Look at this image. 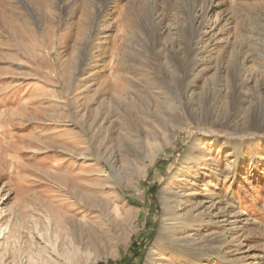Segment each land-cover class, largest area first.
<instances>
[{"label": "rangeland", "instance_id": "obj_1", "mask_svg": "<svg viewBox=\"0 0 264 264\" xmlns=\"http://www.w3.org/2000/svg\"><path fill=\"white\" fill-rule=\"evenodd\" d=\"M0 264H264V0H0Z\"/></svg>", "mask_w": 264, "mask_h": 264}, {"label": "bare ground", "instance_id": "obj_2", "mask_svg": "<svg viewBox=\"0 0 264 264\" xmlns=\"http://www.w3.org/2000/svg\"><path fill=\"white\" fill-rule=\"evenodd\" d=\"M204 149H205V146H204V144L201 141H199L196 144V146L191 145L189 147L188 151H187L186 159L187 158H194V154H195L194 152L197 151L198 153L196 154L195 163H198L201 160L202 151ZM186 195L187 194H184L178 199V202L180 204V208L182 207L184 202L186 203L189 200V198ZM164 204H165L164 207H165V210H166V214H165L166 218H164V221H166L167 219L173 220L172 225H170V227L168 226L169 227V231L183 234L184 230L182 228H179V224L180 223L182 224V222L185 221L186 217H184V215L181 214V212L179 210L177 212L178 214H175L173 211H169L170 209L168 210V208H170L171 206L168 205L167 202H165ZM80 233L77 234L76 232H72V237H71V240L69 242V247L67 249H65L62 253L56 247L55 248L54 247L51 248L50 253L55 255V256H58V255H60V256H68V253H70V252H72V253L79 252L80 248H83V249L93 248V244H95V243H97V244L100 243L101 246L105 245V239H104V236H103L104 234L101 235L98 232L97 228H95V226L93 224L89 226V229L87 231H84V235L82 234V231ZM78 235H81V237H78ZM82 235H83V237H82ZM172 241L175 242L174 243L175 252L177 254H180L178 242H176L175 239H173ZM180 241L192 242L193 243L194 240L188 239V237H187V238L180 239ZM189 254L193 256V258H192L193 261H199L198 259L201 256V253L199 251L194 250V251L190 252Z\"/></svg>", "mask_w": 264, "mask_h": 264}]
</instances>
